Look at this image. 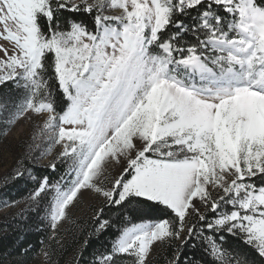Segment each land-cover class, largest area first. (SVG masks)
I'll return each instance as SVG.
<instances>
[{
    "label": "snow or ice",
    "instance_id": "6c2138e0",
    "mask_svg": "<svg viewBox=\"0 0 264 264\" xmlns=\"http://www.w3.org/2000/svg\"><path fill=\"white\" fill-rule=\"evenodd\" d=\"M65 13L92 16L93 28ZM0 40L11 44H0V89L21 93L0 91V116L46 115L33 140L68 161L29 195L39 204L52 193L54 231L92 190L124 221L93 264H147L172 240L169 264H202L183 252L194 237L212 264H257L204 228L238 237L264 264V0H0ZM112 161L122 170L97 184ZM104 210L96 234L115 227ZM193 213L205 223L181 240Z\"/></svg>",
    "mask_w": 264,
    "mask_h": 264
},
{
    "label": "trees",
    "instance_id": "16d2710c",
    "mask_svg": "<svg viewBox=\"0 0 264 264\" xmlns=\"http://www.w3.org/2000/svg\"><path fill=\"white\" fill-rule=\"evenodd\" d=\"M65 16H75L82 20L89 29L93 28V17L86 14L65 13ZM5 93L11 92L13 98L21 95L12 89L11 85L0 89ZM56 94V93H54ZM12 124H8L5 117L0 116V142L11 129ZM51 161L48 165H40L36 160L26 156L19 165V171L24 172L22 177L17 178V170L11 169L0 181V209L9 206L7 212L0 216V264H34L37 258L45 253L48 264H93L94 257L105 251L109 247V242L117 232L116 228L123 226V220L118 221L116 217L119 213L115 208L104 205L93 208L92 212L86 217H74L64 230L54 234L50 226V220L46 215V205L49 203L52 193L42 197L39 204L29 199L30 193L36 189L43 177H48L49 183H55L68 168V161L63 158ZM56 164V169L52 170L49 165ZM35 177V179H33ZM257 184L261 181L256 180ZM104 207L103 219H110L115 227L99 234L94 233V218L100 207ZM210 221L214 213L206 211L204 213ZM134 222H138L135 221ZM204 221H199L196 214H192L187 220L185 231L181 234V240L187 236V227L196 225L200 229ZM204 236L213 237L218 244L224 248L240 249L246 251L248 256L260 264L259 257L236 236L228 233H217L204 228ZM91 238L89 239V237ZM223 236V241H221ZM88 241L85 247V241ZM180 240L162 242L160 249L147 264H169L176 245ZM195 245V247H193ZM207 243L202 238H193L183 247V252L189 257H194L202 264H212V258L206 251Z\"/></svg>",
    "mask_w": 264,
    "mask_h": 264
},
{
    "label": "rangeland",
    "instance_id": "374dc122",
    "mask_svg": "<svg viewBox=\"0 0 264 264\" xmlns=\"http://www.w3.org/2000/svg\"><path fill=\"white\" fill-rule=\"evenodd\" d=\"M107 14H118V10H112ZM0 44H3L5 47L11 49V44L7 41L0 40ZM3 56L4 53L0 52V58H3ZM45 118L46 115L38 116L32 113H27L25 116L20 117L14 124H12L5 139L0 142V181L11 169H19L20 163H22L23 159H26V156L36 160L38 164L43 166L48 165L52 160H57L54 156L62 151V147L60 145L52 146L44 137H40L35 141L33 140L34 134L38 131V126H42ZM29 145H39V147H35L34 150L30 152ZM50 146L52 147V151L48 154H44ZM121 170V164H118L115 161L107 163L104 173L95 182L105 187L110 186L112 178L115 175H118ZM215 195L216 193L213 192L214 197ZM102 203L103 198L95 194L94 191L82 190V194L78 196V199L68 211V219L63 220L58 224L54 234H58V232L64 230L72 218L86 217L92 212L93 208L98 207ZM197 207L200 208L202 213L208 211L199 203H197ZM7 210H9L8 205L1 208L0 216L2 213L7 212ZM188 218L189 217H187L186 220ZM161 244L162 243L158 242L152 247L150 255L147 258V262L155 256L160 249ZM34 264H48L47 255L42 253Z\"/></svg>",
    "mask_w": 264,
    "mask_h": 264
}]
</instances>
